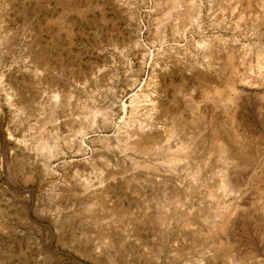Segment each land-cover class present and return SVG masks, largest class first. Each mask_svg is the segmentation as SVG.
I'll return each instance as SVG.
<instances>
[{
    "label": "rangeland",
    "instance_id": "374dc122",
    "mask_svg": "<svg viewBox=\"0 0 264 264\" xmlns=\"http://www.w3.org/2000/svg\"><path fill=\"white\" fill-rule=\"evenodd\" d=\"M70 256L264 264V0H0V264Z\"/></svg>",
    "mask_w": 264,
    "mask_h": 264
},
{
    "label": "water",
    "instance_id": "95a60500",
    "mask_svg": "<svg viewBox=\"0 0 264 264\" xmlns=\"http://www.w3.org/2000/svg\"><path fill=\"white\" fill-rule=\"evenodd\" d=\"M1 138H2V135H1ZM77 264H85V263H83V262H81V261H79V260H77L76 258H74V257H72V256H70Z\"/></svg>",
    "mask_w": 264,
    "mask_h": 264
},
{
    "label": "bare ground",
    "instance_id": "6f19581e",
    "mask_svg": "<svg viewBox=\"0 0 264 264\" xmlns=\"http://www.w3.org/2000/svg\"><path fill=\"white\" fill-rule=\"evenodd\" d=\"M9 136H10V135H9ZM9 136H8V137H9ZM9 138H10V137H9Z\"/></svg>",
    "mask_w": 264,
    "mask_h": 264
}]
</instances>
